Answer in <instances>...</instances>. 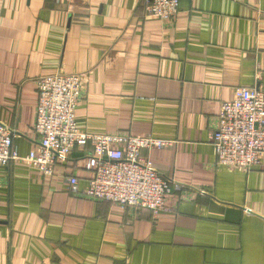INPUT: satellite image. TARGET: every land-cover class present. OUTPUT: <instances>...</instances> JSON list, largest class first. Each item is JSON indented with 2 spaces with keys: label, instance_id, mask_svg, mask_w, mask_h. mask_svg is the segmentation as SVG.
<instances>
[{
  "label": "crops",
  "instance_id": "crops-1",
  "mask_svg": "<svg viewBox=\"0 0 264 264\" xmlns=\"http://www.w3.org/2000/svg\"><path fill=\"white\" fill-rule=\"evenodd\" d=\"M166 26L143 0H0V126L38 151L36 79L79 75L77 130L170 142L144 149L165 211L82 198L89 145L52 176L0 168V264H264V155L221 167L209 141L236 87L264 92V0H179ZM77 179L71 192L68 179Z\"/></svg>",
  "mask_w": 264,
  "mask_h": 264
},
{
  "label": "built area",
  "instance_id": "built-area-1",
  "mask_svg": "<svg viewBox=\"0 0 264 264\" xmlns=\"http://www.w3.org/2000/svg\"><path fill=\"white\" fill-rule=\"evenodd\" d=\"M147 16L169 26L178 14L179 0H143ZM37 99L33 131L39 138L38 151L20 157L12 136L0 126V168L10 162H24L50 177L57 160L66 161L72 151L90 146L83 171L89 175L82 198L108 202L125 209H145L153 215L165 211L170 183L161 177L144 149L161 150L170 142L129 135H90L77 130L75 108L82 99L79 75L58 73L35 81ZM209 141L216 164L249 170L264 155V92L236 87L230 101L220 105ZM77 179L69 178L71 192Z\"/></svg>",
  "mask_w": 264,
  "mask_h": 264
}]
</instances>
